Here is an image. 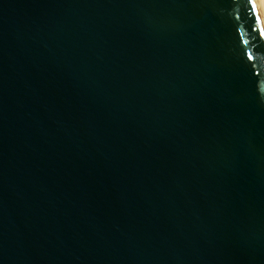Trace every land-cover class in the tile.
<instances>
[{"label":"water","instance_id":"95a60500","mask_svg":"<svg viewBox=\"0 0 264 264\" xmlns=\"http://www.w3.org/2000/svg\"><path fill=\"white\" fill-rule=\"evenodd\" d=\"M257 17L0 0V264H264Z\"/></svg>","mask_w":264,"mask_h":264},{"label":"snow or ice","instance_id":"6c2138e0","mask_svg":"<svg viewBox=\"0 0 264 264\" xmlns=\"http://www.w3.org/2000/svg\"><path fill=\"white\" fill-rule=\"evenodd\" d=\"M248 2L251 5L253 14L256 15V13H257L256 5L252 2V0H248ZM256 25H257V27L259 29V36H260V38H264V26H262V25H264V21H261V19H259L257 17V19H256ZM251 59L252 58L249 57V60H251Z\"/></svg>","mask_w":264,"mask_h":264},{"label":"bare ground","instance_id":"6f19581e","mask_svg":"<svg viewBox=\"0 0 264 264\" xmlns=\"http://www.w3.org/2000/svg\"><path fill=\"white\" fill-rule=\"evenodd\" d=\"M254 2L260 14L261 20L264 21V0H254Z\"/></svg>","mask_w":264,"mask_h":264}]
</instances>
